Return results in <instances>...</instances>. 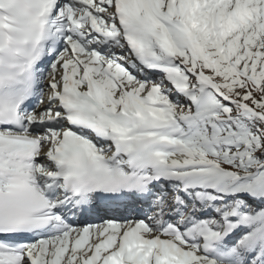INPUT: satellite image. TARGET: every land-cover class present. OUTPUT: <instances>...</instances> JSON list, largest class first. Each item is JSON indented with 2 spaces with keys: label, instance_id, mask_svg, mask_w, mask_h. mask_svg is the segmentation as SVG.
<instances>
[{
  "label": "snow or ice",
  "instance_id": "snow-or-ice-1",
  "mask_svg": "<svg viewBox=\"0 0 264 264\" xmlns=\"http://www.w3.org/2000/svg\"><path fill=\"white\" fill-rule=\"evenodd\" d=\"M0 264H264V0H0Z\"/></svg>",
  "mask_w": 264,
  "mask_h": 264
}]
</instances>
